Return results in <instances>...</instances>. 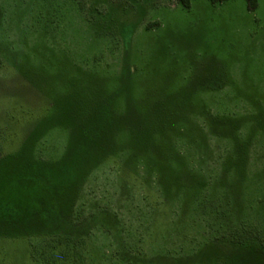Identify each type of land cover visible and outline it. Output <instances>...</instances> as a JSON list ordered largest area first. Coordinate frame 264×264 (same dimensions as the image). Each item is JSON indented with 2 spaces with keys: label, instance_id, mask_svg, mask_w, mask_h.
Here are the masks:
<instances>
[{
  "label": "rangeland",
  "instance_id": "obj_1",
  "mask_svg": "<svg viewBox=\"0 0 264 264\" xmlns=\"http://www.w3.org/2000/svg\"><path fill=\"white\" fill-rule=\"evenodd\" d=\"M0 264H264V0H0Z\"/></svg>",
  "mask_w": 264,
  "mask_h": 264
},
{
  "label": "trees",
  "instance_id": "obj_2",
  "mask_svg": "<svg viewBox=\"0 0 264 264\" xmlns=\"http://www.w3.org/2000/svg\"><path fill=\"white\" fill-rule=\"evenodd\" d=\"M192 0H179L180 4L185 7V8H189L190 4H191ZM213 3H221V2H225L228 0H210ZM249 1V5L252 9H254L257 5V0H248ZM55 181V180H54ZM56 182V181H55ZM58 183V182H57ZM58 186V185H57Z\"/></svg>",
  "mask_w": 264,
  "mask_h": 264
}]
</instances>
